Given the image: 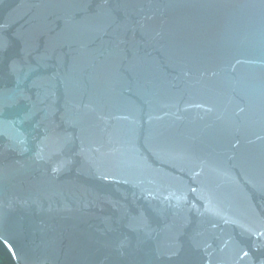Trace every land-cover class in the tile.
<instances>
[{"label":"water","instance_id":"obj_1","mask_svg":"<svg viewBox=\"0 0 264 264\" xmlns=\"http://www.w3.org/2000/svg\"><path fill=\"white\" fill-rule=\"evenodd\" d=\"M0 264H264V0H0Z\"/></svg>","mask_w":264,"mask_h":264}]
</instances>
